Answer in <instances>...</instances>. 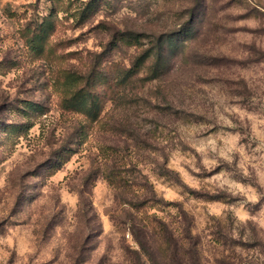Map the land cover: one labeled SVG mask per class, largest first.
Here are the masks:
<instances>
[{
	"label": "rangeland",
	"instance_id": "rangeland-1",
	"mask_svg": "<svg viewBox=\"0 0 264 264\" xmlns=\"http://www.w3.org/2000/svg\"><path fill=\"white\" fill-rule=\"evenodd\" d=\"M170 37L95 121L60 103ZM0 264H264V0H0Z\"/></svg>",
	"mask_w": 264,
	"mask_h": 264
},
{
	"label": "trees",
	"instance_id": "trees-1",
	"mask_svg": "<svg viewBox=\"0 0 264 264\" xmlns=\"http://www.w3.org/2000/svg\"><path fill=\"white\" fill-rule=\"evenodd\" d=\"M51 28V21L46 20L44 25L41 24L36 33L32 36L29 42L35 52L41 53L43 51V43L45 41L47 42V36ZM125 35L127 38L132 37L129 35V33H125ZM141 37L142 36L140 35H135L132 37L133 43L131 44L140 45L139 42ZM174 42L175 41L171 39V37L162 38L157 42H152V45L148 48L142 49L141 53L138 54V56H136L134 60L128 64V66L126 65L121 67L118 70L119 73L114 71L118 77L113 72V76H111L109 73L103 69H100L99 67L91 68L89 71H87V73H72V71L65 70L64 77L66 94H64L60 103L65 108L84 112L88 120L95 121L102 111L99 98V95H101V89L104 86L108 87L109 84H112V82L120 85V83L123 84L124 82L134 80L136 74L141 70L145 62L151 57H153V61L149 67V75H147V78L149 80L154 79L162 73L163 70L160 67H162V64L166 59V51L170 49V47L173 45L172 43ZM49 55H51V53H48V56ZM54 56L55 55H52V57ZM97 80H99L100 83ZM160 202L161 200L154 197L144 198L138 200L135 204V207L141 209L148 203ZM145 221L150 226L160 224V221L153 216L146 215ZM171 237L172 236H169L170 241L174 240V237H172V239Z\"/></svg>",
	"mask_w": 264,
	"mask_h": 264
}]
</instances>
